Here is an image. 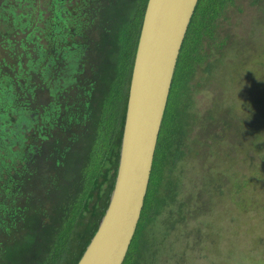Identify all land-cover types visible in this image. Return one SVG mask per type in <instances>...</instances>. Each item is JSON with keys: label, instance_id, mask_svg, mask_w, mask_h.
I'll return each instance as SVG.
<instances>
[{"label": "trees", "instance_id": "obj_1", "mask_svg": "<svg viewBox=\"0 0 264 264\" xmlns=\"http://www.w3.org/2000/svg\"><path fill=\"white\" fill-rule=\"evenodd\" d=\"M147 1L0 0V264H77L90 242L115 181ZM262 1L198 0L122 264L148 259L135 250L157 217L147 194H177L172 171L200 126L195 95L237 45V33L217 35L222 21Z\"/></svg>", "mask_w": 264, "mask_h": 264}, {"label": "rangeland", "instance_id": "obj_2", "mask_svg": "<svg viewBox=\"0 0 264 264\" xmlns=\"http://www.w3.org/2000/svg\"><path fill=\"white\" fill-rule=\"evenodd\" d=\"M262 2L237 8L217 31L237 33V45L195 95L200 126L172 171L177 194L158 184L146 196L157 217L138 233L144 264H264Z\"/></svg>", "mask_w": 264, "mask_h": 264}, {"label": "water", "instance_id": "obj_3", "mask_svg": "<svg viewBox=\"0 0 264 264\" xmlns=\"http://www.w3.org/2000/svg\"><path fill=\"white\" fill-rule=\"evenodd\" d=\"M198 0H148L108 205L77 264H122L144 205L180 49Z\"/></svg>", "mask_w": 264, "mask_h": 264}]
</instances>
